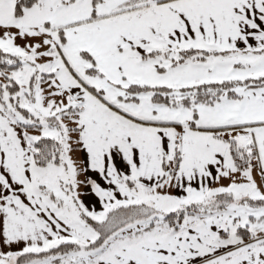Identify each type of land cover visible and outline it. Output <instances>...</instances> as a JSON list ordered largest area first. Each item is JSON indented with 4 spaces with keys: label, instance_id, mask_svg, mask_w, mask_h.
<instances>
[{
    "label": "snow or ice",
    "instance_id": "1",
    "mask_svg": "<svg viewBox=\"0 0 264 264\" xmlns=\"http://www.w3.org/2000/svg\"><path fill=\"white\" fill-rule=\"evenodd\" d=\"M0 264H264V0H0Z\"/></svg>",
    "mask_w": 264,
    "mask_h": 264
}]
</instances>
